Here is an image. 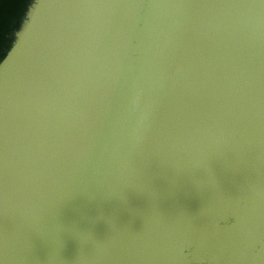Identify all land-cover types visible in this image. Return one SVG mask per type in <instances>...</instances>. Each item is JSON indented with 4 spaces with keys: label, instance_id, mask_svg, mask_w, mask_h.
Here are the masks:
<instances>
[{
    "label": "water",
    "instance_id": "1",
    "mask_svg": "<svg viewBox=\"0 0 264 264\" xmlns=\"http://www.w3.org/2000/svg\"><path fill=\"white\" fill-rule=\"evenodd\" d=\"M0 264H264V0H34Z\"/></svg>",
    "mask_w": 264,
    "mask_h": 264
},
{
    "label": "trees",
    "instance_id": "2",
    "mask_svg": "<svg viewBox=\"0 0 264 264\" xmlns=\"http://www.w3.org/2000/svg\"><path fill=\"white\" fill-rule=\"evenodd\" d=\"M34 0H0V62L12 47Z\"/></svg>",
    "mask_w": 264,
    "mask_h": 264
}]
</instances>
